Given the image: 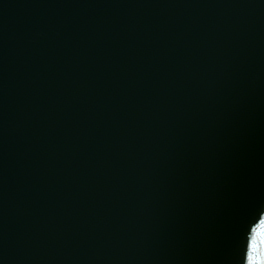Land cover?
Instances as JSON below:
<instances>
[{
  "label": "water",
  "instance_id": "water-1",
  "mask_svg": "<svg viewBox=\"0 0 264 264\" xmlns=\"http://www.w3.org/2000/svg\"><path fill=\"white\" fill-rule=\"evenodd\" d=\"M205 1L0 0V264H46L48 258L66 255V249L54 251L55 245H60L70 216L83 200L75 191L78 183L83 191L88 184L96 148L106 139L118 150L132 139L125 147L128 155L148 147V140L139 135L114 134L116 125L133 124L168 135L161 120L146 111L153 106L134 120L128 115L133 101H148L145 94L137 96L138 91H149V101L164 87L163 100L201 95L200 79L182 93L170 88L179 71H163L165 56L156 48L179 21L178 38L169 41L188 34ZM261 66L264 53L247 71L264 72L263 67L255 69ZM263 76L249 72L240 75L234 87L220 80L210 89L220 97L218 126L224 135L204 150L195 148L192 155L202 168L185 165L191 177L183 186L198 193L187 245L201 242L208 264L219 262L223 251L225 258L243 263L249 256L244 254L245 238L257 237L258 224L264 221ZM160 115L169 118L164 111ZM166 124L172 133L178 131L183 117ZM134 179L140 181L138 175ZM198 181L207 182L205 188H218L203 192ZM139 189L137 183L120 193L136 201ZM165 194L168 202L171 194ZM171 215L168 212L167 218ZM73 224L84 238L106 228L88 219L87 229ZM250 225L259 229L252 231ZM163 230L168 242L169 230ZM109 236L107 246L116 251V235Z\"/></svg>",
  "mask_w": 264,
  "mask_h": 264
},
{
  "label": "snow or ice",
  "instance_id": "snow-or-ice-1",
  "mask_svg": "<svg viewBox=\"0 0 264 264\" xmlns=\"http://www.w3.org/2000/svg\"><path fill=\"white\" fill-rule=\"evenodd\" d=\"M259 261V256L257 255L256 246H255V236L253 238V245L249 252V264H257ZM260 264H264V261H261Z\"/></svg>",
  "mask_w": 264,
  "mask_h": 264
}]
</instances>
